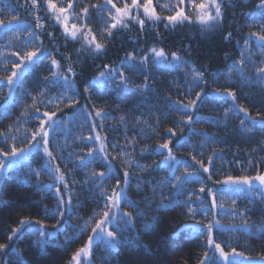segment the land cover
<instances>
[{"label":"trees","instance_id":"16d2710c","mask_svg":"<svg viewBox=\"0 0 264 264\" xmlns=\"http://www.w3.org/2000/svg\"><path fill=\"white\" fill-rule=\"evenodd\" d=\"M59 3V0H57ZM66 3L67 0H64ZM130 2V0H129ZM167 0H160V3H165ZM227 0H225V3ZM230 5L224 7V22L221 27L211 31H202L200 26L193 23L185 22L176 27H165L167 21L153 24L148 22L145 24V31L141 32L139 25L130 24L128 30L116 31L114 38L108 43L107 50L98 56L84 52L77 56L76 49L81 47L78 42L65 41L61 36V30L58 25L51 19L45 21L46 30L52 32L56 37V45H59V50L53 47L47 36H43L44 48L52 51L56 59L65 61L61 58V53L71 56V61L74 62V71L77 76L74 78L75 87L79 93L80 104L73 108H63L62 113H58V118H63L67 121L66 130H58V133H50V148L53 150L60 168L70 176L75 177L77 181H83L85 174L90 169L97 171L104 170L102 161L97 155L93 164L87 168H74L72 163H68L65 167V162L75 160V155L69 157V153H80L81 149H85L92 144L88 140H79L75 138L79 135L88 136L94 135L90 131L91 120L81 112V105L88 103L84 87L90 84L98 71H103L102 65L109 64L119 66L124 59L125 54L129 51L136 50L142 54L141 50H147L155 45L163 47L166 52L176 51L185 60L190 61L205 72V79L208 81L207 92L208 97L203 100L202 105L198 106V110L192 113L194 123L192 125L180 124L176 127L177 136L173 137V152L178 159L185 160L192 164L189 156V151L196 155L198 159H203L207 164V157L212 154L213 163L210 166L212 172V180L207 179L206 173L200 174L199 180H202L206 188H212L222 197L224 207L217 209L215 213L211 209V200H205L208 206L209 216L212 219L213 215L216 219H220L223 224L239 223V217L235 220L225 215L227 212H232L233 208L230 203L231 198L236 199V208L240 211L247 209L246 215L250 217V223L257 225V228L252 229L255 233L249 236L244 231H220L214 229V238L220 242H227L229 247H236L238 251H246V254L255 258L259 254L264 253V235L258 232V228L264 225V198L257 192H253L251 196L247 193H242L239 196H233L231 193L224 194L221 189L224 187L221 184H216L213 181L224 179L227 175L239 177L242 175H255L257 171V162L264 158V128L261 127L260 120L257 119L254 126L251 121L246 120L245 126L240 125L241 119H246L242 113L233 110L227 117L224 116V109L231 107V102L213 103L212 89L230 87L237 91V103H242L249 108L250 113L255 115L257 111L264 113V86L256 83L243 82L240 76L233 72L231 80L221 73L225 72L228 65L234 60H239L240 51L243 44V38L250 29L246 27V23H251V20L246 14L257 11L256 4L259 0H231ZM25 0H0V7L5 4L10 6L5 13V17H10L11 14H18L21 25L32 24L33 15L31 8L20 7ZM104 0H80L76 5L77 11L84 5L103 4ZM154 5L157 0H153ZM11 8H15L16 12L12 13ZM41 8H44L41 0ZM160 12V8L157 7ZM93 23L91 27L99 30L103 26V21L100 19V14L92 11ZM45 15L42 10L39 13ZM167 12L162 15H167ZM103 15L107 17V12ZM255 30V29H253ZM231 31L233 39L225 41L223 36ZM21 34V39H15V33ZM25 38L23 27H13L11 31L0 27V68H3V60L8 58L15 60L11 55L13 51L22 50L25 45L22 40ZM241 41L237 44V41ZM250 47L256 53L253 56L254 63H249L245 74L253 80L256 78L254 68L261 61L259 50L255 48V44ZM247 55V53H245ZM10 68L11 65L9 64ZM125 75L131 83L128 87H114L109 84L106 87L99 88L92 86L91 101L97 106H105L108 113L104 120V130L102 136L107 137L109 149L112 142L124 143L125 128L120 123V117L125 115L127 122V135L129 138L136 136L137 143L134 145L135 152L133 153L134 168L137 163L143 165H153V161L159 163L162 160L161 156L156 155L158 142H162L166 137V129L174 126V122L179 120V115L175 111H169V102L167 97L171 95L172 99L177 98V94L185 89L178 88L177 85H185V76L183 69H172L164 66L153 65L151 61L147 65H141L138 62L134 69L124 68ZM218 76L217 81L213 80V76ZM49 76V61L44 60L38 62L36 66L25 73L22 84L13 92L16 100L9 98L8 88L4 86L0 88V131L7 132L9 125H14L17 117L23 111L24 105L32 103L31 96L36 95L37 91L47 85L43 78ZM145 76L149 77L147 83L148 89L141 91H129L136 85L145 83ZM203 86V85H201ZM60 91L59 88H50L51 95H56ZM199 88L193 89V95ZM30 92L31 95L24 93ZM72 95V93H69ZM41 112L45 110L44 105H39ZM91 105H89V110ZM34 112V110H32ZM156 112L160 114V125L155 129L154 134L152 129L145 128L144 138L140 136V125H136L135 117L144 114V118L148 119L149 124H154V119L150 118L149 113ZM31 114L28 119L30 122L26 125L28 128H35L38 121L31 120ZM167 114V119L164 115ZM99 124V120L96 121ZM183 132H180V128ZM251 128V130H249ZM194 129V131H193ZM97 131H100L97 128ZM13 134H16L15 132ZM23 127L19 133V139L23 140ZM189 141V143H184ZM26 144V141L24 142ZM20 144V146H24ZM2 146V141H0ZM148 147L155 151L145 152L140 154L142 148ZM194 149V151H193ZM256 149L255 152L252 150ZM128 151H132L131 148ZM83 154V153H81ZM112 155H115L113 152ZM92 159V157H88ZM127 159L117 157L113 161L114 172L122 180V168L125 167L123 160ZM249 159L253 161L252 165L248 164ZM29 163L32 169H41L47 166V158L44 157L43 151L34 150L30 157ZM78 163V161H77ZM183 169V165H179ZM199 169V166H196ZM259 169L264 171V163L259 164ZM176 174H179L178 172ZM130 180L131 187L127 190V196L130 200L140 202L149 193L147 187L143 191L137 189V184H143L144 180L156 182L164 179L165 185L162 191L165 196H172L180 202L179 207L161 209L153 211L146 207L143 202L139 203L138 209L125 207L124 211L141 213L140 218L135 219L133 224L125 227L121 221L120 227L123 228L122 243H119L113 249H106L103 245L95 249V255L92 257L94 264H197V257L202 255L204 251V237L195 236L184 231L185 226H190L194 221L187 219L184 215L185 208L183 202L187 199V193L196 192L201 197H206V193H198L200 182L196 177H188L187 181L177 194L176 189L170 188L167 178L171 175L166 169H159L153 166L146 172L132 174ZM141 179H136V177ZM115 178L112 177L105 180L106 186L115 183ZM53 181L49 179L47 172L42 171L40 180L37 181L35 175L29 171L28 164H23L17 168H11L0 173V243H9L10 247L5 253H0V264L8 261V264H66L72 252L81 247L90 234V229L83 235L79 234V226L83 225L92 210L96 207V198L99 197V191L94 189L90 184L78 183L75 185L73 192V207L66 211L65 219L61 225L53 228L56 219L51 215L57 206L55 189H48L46 186L51 185ZM62 187V186H61ZM159 199L157 198V203ZM198 203V202H197ZM219 203V199H218ZM123 207V206H122ZM156 204H152L154 209ZM47 210V212H46ZM203 210L197 213V218H202ZM31 218L33 221L32 228H38L35 224L36 220H40L45 225L47 232L55 233L48 238L47 244L43 247L38 246L35 241L37 234L25 225L22 233L19 234V239L7 241V235L11 227H16L18 221L22 218ZM155 217V220L152 218ZM146 224H151V227L145 228ZM76 226V227H73ZM66 237L71 239L66 240ZM218 257V254H217ZM84 264H87L85 261ZM248 264V262H245Z\"/></svg>","mask_w":264,"mask_h":264},{"label":"snow or ice","instance_id":"6c2138e0","mask_svg":"<svg viewBox=\"0 0 264 264\" xmlns=\"http://www.w3.org/2000/svg\"><path fill=\"white\" fill-rule=\"evenodd\" d=\"M44 8H41V0H25L24 8H31L33 15L32 24L21 25L18 14H11L10 17H5V13L10 6L4 5L0 7V27L7 31H11L13 27H23L25 38L22 40L25 47L19 51H13L11 55L15 60L5 58L3 60V68H0V88L7 86L9 98L13 101L16 100L12 94L23 82V77L26 72L32 70L38 62L44 60L49 61V76L43 78L44 83L47 85L39 89L36 95L31 96L32 103L24 105L23 111L17 117L14 125L8 126V131H0V173L7 169L17 168L23 164H28L29 171L35 175L37 181L40 180L41 172L45 171L49 179L53 181L51 185H47L48 189H55V196L57 199V206L54 212L51 213L56 223L52 225L53 228L61 225L65 219L66 211L73 207L74 192L73 189L76 184H90L94 186L95 190L99 191V197L96 198V207L92 210L91 215L84 220L83 225L79 226V234L83 235L90 229V234L87 236L83 245L72 252L66 264H94L92 257L95 255V249L103 245L106 249H113L119 243H122L123 228L120 227L121 221L127 227L133 224L135 219L140 218L141 213L137 211L134 215L133 212L124 211L123 208L131 207L137 208L140 202L146 204V207L153 211L161 209L179 207L180 202L172 196H165L162 188L165 185V180L160 179L156 182L144 180L143 184H137V189L143 191L145 187L149 189L142 201L136 202L129 199L127 190L131 187L130 180L137 171L146 172L149 168L155 166L159 169H166L171 175L167 178V182L172 189L179 190L187 181L188 177H196L200 182L198 193H206V197H201L196 192L187 193V199L183 202L185 212L184 215L187 219L194 221L190 226H185L184 231L189 232L195 236L204 237V251L202 255L197 257V264H264V253L259 254L258 257H251L246 254V251H238L236 247H228L227 242H218L214 238V229L220 231H244L249 236L255 235L252 229L257 228V225L250 223V217L246 215L247 209L240 211L236 208V199L231 198L230 203L233 208L232 212H227L225 215L235 220L239 217V223L223 224L220 219H216L213 215L212 219H208L209 211L206 206L205 200L210 198L211 209L213 213L217 209L224 207L222 197L212 188H206L205 183L199 180L201 171L206 173L207 179L212 180V172L210 166L213 163V156L215 150L212 151L207 157V164L203 159H198L196 155L189 151L192 164L185 160L178 159L173 152V137L177 136L176 127L180 124L192 125L195 121L192 113L198 110V106L202 105L203 100L208 97L207 84L205 79V72L201 68L188 60H185L178 52H166L163 47L155 45L149 47L147 50H141L142 54L137 53L136 50L129 51L125 54L124 59L119 66L109 64L102 65L103 71H98L97 75L90 84L84 87V93L87 96L88 103L81 105V112L91 120L90 131L94 135L88 136L79 135L75 139L91 141L86 151L81 149L80 153H69V157L75 155V160H68L65 162V167L68 163H72L74 168H87L88 165L93 164L97 155L104 161L103 169L97 171L94 168L90 169L86 174L84 180L77 181L75 177L70 176L62 170L58 163H55L57 157L54 155L53 150L50 148V133H58V130H66L65 126L67 121L63 118H58V113L63 112V105L65 108H73L80 104L79 93L75 87L74 78L77 73L74 71V62L71 61L70 55L61 53V58L65 61L64 64L61 60L56 59L52 51L44 48L43 36H47L49 42L53 45L56 51L59 50V45H56V37L52 32L46 30V20L51 19L58 25L61 30V36L65 41L78 42L81 47L76 49L77 56L84 52L98 56L107 50L108 43L114 38L116 31L128 30L130 24H137L141 32L145 31V21H151L153 24L158 22L167 21L165 27H176L177 25L185 22L198 24L202 31L215 30L221 27L224 22L225 14V0H167L165 3H157L154 5L153 0H104L103 4L84 5L76 9V5L80 0H42ZM160 8V12L157 11ZM90 9L100 14V19L103 21V26L99 30L91 27L93 23V16ZM257 11L246 14L251 20V23H246V27L250 29L249 33L244 36L243 44L240 51L239 60H234L225 72L221 73L231 80V73H237L241 80L246 83H256L264 86V59L257 64L254 68L256 78L253 80L245 74L247 65L254 63L253 56L256 54L250 47L255 44V48L259 50V55L264 58V0H259L256 4ZM44 11L45 15L41 16L40 11ZM11 12L15 13L16 9L11 8ZM107 12V17L103 15ZM167 12V15L162 13ZM255 29V30H253ZM15 39H21L19 32L15 33ZM223 39L229 41L233 39V33L227 32ZM241 41H237L240 44ZM247 53V55H245ZM4 53H0L3 56ZM151 61L153 65L164 66L172 69H183L185 76V85H177L178 88L183 87L185 90L177 94L175 100L171 95L167 97L169 102V111H175L179 115V120L174 122V126L166 129V137L162 142H158L156 155L161 156L162 160L157 163L153 161V165H143L137 163L133 168V153L135 152L134 145L138 142L136 136L131 138L127 135V122L125 115L120 117V123L125 128L124 143L112 142L111 149L106 136H102L101 132L104 130V120L107 118L108 113L105 106H97L91 101V88L92 86L103 88L109 84L114 87L127 88L131 81L125 75L124 68L134 69L135 64L138 62L141 65H147ZM11 65L9 68L8 65ZM145 83L143 85H136L130 88L129 91L146 90L149 87L147 81L148 76H145ZM218 76H213V80L217 81ZM203 85V86H201ZM50 88H59L60 91L56 95H51ZM199 88L193 95V89ZM72 93V95H69ZM31 95L30 92L24 93ZM213 103L231 102V107L224 109V116L227 117L233 110L242 113L246 119L240 120V125L243 127L246 120L251 121L252 126L255 125L257 119L260 120L261 127L264 128V113L257 111L255 115L250 113L248 107L242 103H237V91L234 88L222 87L213 88L212 96ZM44 105L45 110L41 112L39 105ZM89 105L91 109L89 110ZM34 110V112L32 111ZM31 114L32 121H38L37 126L28 128L26 125L30 122L28 119ZM150 118L154 119V124H149L148 119L144 118V114L135 117L136 125H140V136L144 138L145 128L152 129L154 134L155 129L160 125V114L156 112L149 113ZM167 119V114L164 115ZM99 120V124H97ZM23 127L24 137L23 140L19 139V133ZM97 128L100 131H97ZM251 130V128H249ZM194 131V129H193ZM16 134H13V133ZM183 132V128H180ZM26 141V144L24 142ZM184 143H189L185 141ZM24 144V146H20ZM131 148L132 151H128ZM43 151L44 157L47 158V166L41 169H32L29 163L30 157L34 150ZM155 151L149 149L147 146L140 150V154L145 152ZM194 151V149H193ZM253 152L256 149L252 150ZM115 155H112V153ZM83 153V154H81ZM92 157V159H88ZM117 157L125 158L122 168L121 180L114 172L113 161ZM78 161V163H77ZM253 161L249 159L248 164L251 166ZM264 163V158L257 162V171L255 175H242L233 177L227 175L224 179H217L213 181L216 184H221L224 187L221 192L224 194L231 193L234 197L242 193H247L249 196L253 192H257L261 198H264V171L259 169V164ZM179 165H183L181 170ZM199 166L197 169L196 166ZM179 174H176V173ZM112 177L115 178V183L106 186L104 181ZM141 179V177H136ZM62 186V187H61ZM157 198L159 202L157 203ZM219 199V203H218ZM198 202V203H197ZM152 204H156L154 209L151 208ZM123 206V207H122ZM203 210L202 218H197V213ZM47 212V210H46ZM155 220V217L152 218ZM33 221L31 218H22L18 221L16 227H11L7 235V241L11 242L14 238L19 239V234L23 232L25 225L37 234L35 243L43 247L47 244L48 238L55 233L47 232L45 225L42 221L36 220L35 224L39 225L38 228H32ZM76 227V226H73ZM151 227V224H146L145 228ZM258 232L264 235V225L258 228ZM71 239L66 237V240ZM10 247L9 243H0V253H5ZM218 254V257H217ZM8 264V261H4ZM184 264H187L185 261Z\"/></svg>","mask_w":264,"mask_h":264},{"label":"rangeland","instance_id":"374dc122","mask_svg":"<svg viewBox=\"0 0 264 264\" xmlns=\"http://www.w3.org/2000/svg\"><path fill=\"white\" fill-rule=\"evenodd\" d=\"M229 1H231V0H227V2L225 3L226 5H230L231 4V2H229ZM233 1V0H232ZM148 22H151V21H145V24H147ZM148 25V24H147ZM116 34V33H115ZM86 262H87V260H85Z\"/></svg>","mask_w":264,"mask_h":264}]
</instances>
